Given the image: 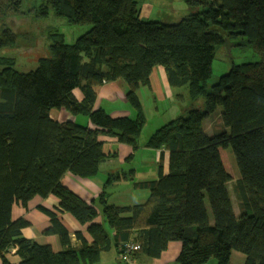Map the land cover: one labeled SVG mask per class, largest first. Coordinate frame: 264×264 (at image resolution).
I'll return each instance as SVG.
<instances>
[{
    "label": "trees",
    "instance_id": "1",
    "mask_svg": "<svg viewBox=\"0 0 264 264\" xmlns=\"http://www.w3.org/2000/svg\"><path fill=\"white\" fill-rule=\"evenodd\" d=\"M48 1L57 16L92 29L73 44L56 34L51 57L41 58L31 72L18 71L13 58L0 57L2 264H14L8 257L14 249L19 264H98L103 252L119 250L129 240L139 244L135 258H159L178 241L179 264H232L234 252L245 255L244 264H264V0H186L189 7L204 10L176 24L142 21L137 0ZM22 3L0 0V51L16 48L23 37L12 25ZM48 7L35 16H48ZM238 37L261 61L233 65L209 88L218 48ZM157 66L165 68L173 88L188 87L190 98L182 114L147 142L148 148L169 152V172L164 174L160 165L158 180L135 184L149 190L146 203L122 207L109 203L106 187L129 179L128 174L111 175L98 208L63 179L68 173L91 179L116 156L104 152L101 135L136 149L147 123L138 90L150 86ZM120 79L130 88L127 100L135 118H113L95 109L96 88ZM201 100L204 110L198 107ZM55 109L86 116L91 126L55 121ZM217 114L223 129L207 133L205 121ZM229 149L240 172L234 186L239 215L228 189L235 176ZM37 196L58 198L60 213L89 224L93 242L77 232L81 247H73L58 212L44 207L40 210L51 221L45 234L58 235L64 250L26 238L23 232L31 223L14 219L13 209L16 204L28 208ZM99 217L103 223L96 222Z\"/></svg>",
    "mask_w": 264,
    "mask_h": 264
},
{
    "label": "crops",
    "instance_id": "2",
    "mask_svg": "<svg viewBox=\"0 0 264 264\" xmlns=\"http://www.w3.org/2000/svg\"><path fill=\"white\" fill-rule=\"evenodd\" d=\"M162 6H167V1H163ZM171 11L174 13L176 9L171 7ZM184 88H173L170 85L165 68L163 66L155 67L150 77V86H142L138 90V96L141 100L146 119L149 120L148 117H155L157 120L158 126H155L156 129L152 130V132L150 130L149 132L145 127L144 130L146 131H143L144 133L142 132L136 149L128 144L119 142L116 137L101 135L100 141L104 143V152L107 155L116 156L104 162L100 166L98 174L91 179H82L71 173L66 174L63 179L64 185L85 201L93 203L100 208L98 200L110 176L126 173L129 179H121L120 181L107 185L106 191L108 192L109 203L119 207L146 203L150 196L149 190L141 189L135 184L158 180L160 165H163L164 174H168L169 172V152L164 149L156 150L148 148L147 142L158 128L176 119L175 117L180 113L182 114L184 107L190 103V98L187 95L188 89L186 92H183ZM129 90L128 84L122 79L114 82H106L98 86L96 88L97 99L95 109L102 108L113 118H135L136 113L127 100ZM75 95L78 100L83 99V94L79 89L75 90ZM179 95H183L185 100L181 101L178 98ZM171 101L174 103L172 106L170 105ZM169 106L176 112L174 116L173 114L167 113ZM51 118L58 122L73 121L81 125L91 126L88 117L74 116L65 109L52 110ZM204 127L207 133H210L206 128V121ZM231 199L233 202L232 195ZM40 207L58 212L62 223L69 230L73 247H81V242L75 235L77 232H81L89 243L93 242V238L88 232L89 224L82 225L68 212L60 213L58 210L59 200L55 196L48 198L37 196L28 203V208H24L21 204L14 206V219L25 218L31 223V226L23 232L26 238L35 240L41 245H50L55 252L64 250L58 235L45 234V231L51 225V221L40 210ZM235 213L238 215L236 210ZM96 222L103 223V220L99 217ZM106 228L112 235L114 234L113 230H110L108 227ZM181 251L182 243L174 241L168 245V248L159 258H149L139 254L136 257L135 264H179L178 257ZM8 257L12 263H20V257L16 255V249L12 250ZM234 257L236 260H234ZM245 259V255L242 253L234 252L232 255V264H244ZM0 264H2V261H0ZM98 264L125 263L120 259L119 250L113 247L110 251L102 253Z\"/></svg>",
    "mask_w": 264,
    "mask_h": 264
},
{
    "label": "rangeland",
    "instance_id": "3",
    "mask_svg": "<svg viewBox=\"0 0 264 264\" xmlns=\"http://www.w3.org/2000/svg\"><path fill=\"white\" fill-rule=\"evenodd\" d=\"M163 1H167V6H162ZM137 2L142 21H157L166 24L179 23L182 19L204 10L202 7H189L185 3V0H183L184 3L182 0H137ZM46 6H49L48 16H35L34 12L38 11L41 13V10ZM171 7L176 9L174 13L171 11ZM12 25L14 27L17 26L16 32L23 35V37H20L19 45L16 48L2 49L0 51V57L4 56L13 58L14 68L25 73L37 69L41 58L51 57L49 48L56 40V34L63 35L66 43L73 44L80 36L86 34L92 29V25L73 24L70 23L67 18L57 16L48 0H23L21 14L12 22ZM243 41L244 37L228 38L226 43L218 48L213 61L212 77L208 80L209 88L217 84L221 77L230 71L233 65L261 61L260 56L253 47L240 45ZM187 89L188 87H185L183 92H186ZM170 105L172 106L174 103L171 101ZM198 105L201 110L205 109L202 100ZM167 110L168 114H173V116L176 114L174 109L170 106ZM179 115H181V113ZM179 115H177V117ZM80 116L83 117L82 115ZM148 118L149 120L147 119L148 124L146 129H148L149 132L150 130L152 132V130L156 129L155 126H158V122L155 117ZM206 128L210 133L223 129L218 114L213 118L206 120ZM228 152L230 154V165L235 175L234 181L229 183L228 189L232 195L235 210L239 215V201L234 193V186L240 178V172L237 167L234 153L231 149H229ZM234 260H236L235 257ZM205 264H215V260H211Z\"/></svg>",
    "mask_w": 264,
    "mask_h": 264
},
{
    "label": "built area",
    "instance_id": "4",
    "mask_svg": "<svg viewBox=\"0 0 264 264\" xmlns=\"http://www.w3.org/2000/svg\"><path fill=\"white\" fill-rule=\"evenodd\" d=\"M139 250V244L129 240L123 243L119 248L120 259L125 264H135V254Z\"/></svg>",
    "mask_w": 264,
    "mask_h": 264
}]
</instances>
